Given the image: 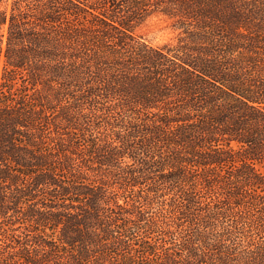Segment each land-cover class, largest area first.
I'll return each mask as SVG.
<instances>
[{
    "label": "trees",
    "instance_id": "trees-1",
    "mask_svg": "<svg viewBox=\"0 0 264 264\" xmlns=\"http://www.w3.org/2000/svg\"><path fill=\"white\" fill-rule=\"evenodd\" d=\"M0 264H264V0H0Z\"/></svg>",
    "mask_w": 264,
    "mask_h": 264
},
{
    "label": "rangeland",
    "instance_id": "rangeland-1",
    "mask_svg": "<svg viewBox=\"0 0 264 264\" xmlns=\"http://www.w3.org/2000/svg\"><path fill=\"white\" fill-rule=\"evenodd\" d=\"M136 33L153 45H161L173 40L177 32L173 29L171 21L162 14H153L139 26ZM259 169H263L257 165Z\"/></svg>",
    "mask_w": 264,
    "mask_h": 264
}]
</instances>
